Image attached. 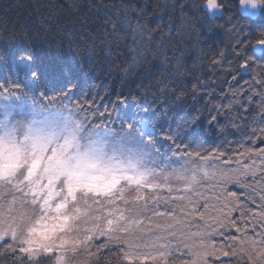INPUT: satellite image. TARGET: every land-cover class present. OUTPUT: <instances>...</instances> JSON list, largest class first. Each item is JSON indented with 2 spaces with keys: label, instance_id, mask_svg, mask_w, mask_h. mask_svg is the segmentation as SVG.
Returning <instances> with one entry per match:
<instances>
[{
  "label": "snow or ice",
  "instance_id": "6c2138e0",
  "mask_svg": "<svg viewBox=\"0 0 264 264\" xmlns=\"http://www.w3.org/2000/svg\"><path fill=\"white\" fill-rule=\"evenodd\" d=\"M214 2L35 0L0 30V264H264V30Z\"/></svg>",
  "mask_w": 264,
  "mask_h": 264
},
{
  "label": "trees",
  "instance_id": "16d2710c",
  "mask_svg": "<svg viewBox=\"0 0 264 264\" xmlns=\"http://www.w3.org/2000/svg\"><path fill=\"white\" fill-rule=\"evenodd\" d=\"M35 0H0V30H11L13 25L17 21L23 22L24 18L28 15L29 11H32V5ZM41 2L46 3L47 0H41ZM67 0H57V3L63 4ZM79 2V0H77ZM236 4V14L239 18L244 21L248 26V31L255 34L258 30H264V9H261L259 15L255 19H250L248 17L241 16L237 10V0H233ZM23 5L24 7H20ZM5 8L8 10L5 11ZM219 17H217L218 19ZM51 38V36L49 37ZM206 43L213 45L223 46L225 43V37L223 33L217 31L212 34L207 35ZM247 54L252 56L258 62H264V45H252L247 49ZM3 69L0 68V78L4 77Z\"/></svg>",
  "mask_w": 264,
  "mask_h": 264
},
{
  "label": "clouds",
  "instance_id": "9594fccd",
  "mask_svg": "<svg viewBox=\"0 0 264 264\" xmlns=\"http://www.w3.org/2000/svg\"><path fill=\"white\" fill-rule=\"evenodd\" d=\"M237 4L241 8H246L250 13L258 14L261 9H264V0H237ZM207 10L209 14L216 10L214 0H209Z\"/></svg>",
  "mask_w": 264,
  "mask_h": 264
},
{
  "label": "water",
  "instance_id": "95a60500",
  "mask_svg": "<svg viewBox=\"0 0 264 264\" xmlns=\"http://www.w3.org/2000/svg\"><path fill=\"white\" fill-rule=\"evenodd\" d=\"M237 10H238V12H239V14L241 16L248 17L250 19L257 18L258 15H259V13H260V11H261L260 10L258 14H256V13H250V12H248V10L246 8H241L240 6H238V4H237Z\"/></svg>",
  "mask_w": 264,
  "mask_h": 264
}]
</instances>
